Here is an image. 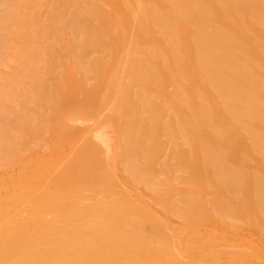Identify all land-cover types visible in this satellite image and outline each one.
Segmentation results:
<instances>
[{"label":"bare ground","instance_id":"bare-ground-1","mask_svg":"<svg viewBox=\"0 0 264 264\" xmlns=\"http://www.w3.org/2000/svg\"><path fill=\"white\" fill-rule=\"evenodd\" d=\"M0 264H264V0H0Z\"/></svg>","mask_w":264,"mask_h":264}]
</instances>
